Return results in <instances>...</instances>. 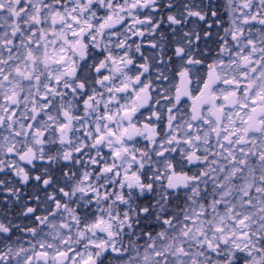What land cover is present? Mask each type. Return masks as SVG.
<instances>
[{"label": "snow or ice", "instance_id": "6c2138e0", "mask_svg": "<svg viewBox=\"0 0 264 264\" xmlns=\"http://www.w3.org/2000/svg\"><path fill=\"white\" fill-rule=\"evenodd\" d=\"M0 264H264V0H0Z\"/></svg>", "mask_w": 264, "mask_h": 264}]
</instances>
